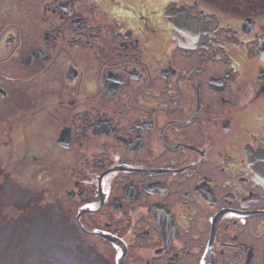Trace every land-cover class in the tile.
Segmentation results:
<instances>
[{"label": "flooded vegetation", "instance_id": "af4514ba", "mask_svg": "<svg viewBox=\"0 0 264 264\" xmlns=\"http://www.w3.org/2000/svg\"><path fill=\"white\" fill-rule=\"evenodd\" d=\"M207 3L0 0V150L90 264H264V0Z\"/></svg>", "mask_w": 264, "mask_h": 264}, {"label": "rangeland", "instance_id": "374dc122", "mask_svg": "<svg viewBox=\"0 0 264 264\" xmlns=\"http://www.w3.org/2000/svg\"><path fill=\"white\" fill-rule=\"evenodd\" d=\"M220 1L224 3L226 0ZM232 1L227 0V3H224L228 6H224V10L230 14L235 11L233 7H229ZM237 1L244 3L249 0ZM257 3L263 5L262 1ZM219 4L207 3V6L208 9L220 10ZM2 147L0 150V264H90V260H94V254L85 253L86 249L83 250V254L79 253L78 242L69 237L64 238L63 233H60L61 227L55 215L51 216L41 209L37 211L31 208L32 205L27 199L36 195L38 190L26 188L27 177L10 161L8 147L6 145ZM68 234L72 235V233ZM84 245L86 243L82 246Z\"/></svg>", "mask_w": 264, "mask_h": 264}, {"label": "trees", "instance_id": "16d2710c", "mask_svg": "<svg viewBox=\"0 0 264 264\" xmlns=\"http://www.w3.org/2000/svg\"><path fill=\"white\" fill-rule=\"evenodd\" d=\"M27 202H28V201H27ZM27 202H26V203H27ZM31 208H37V205H36V204H33ZM84 249H86V252H85V253L89 252V251H88V248H86L85 246H82L81 244L78 245L79 253L83 254V250H84ZM94 260H95V262H98V263H99V262H100V263L103 262V259H102L100 256H96ZM94 260L91 259L90 261L93 262Z\"/></svg>", "mask_w": 264, "mask_h": 264}]
</instances>
